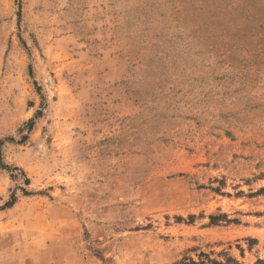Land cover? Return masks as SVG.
Segmentation results:
<instances>
[{
    "label": "rangeland",
    "instance_id": "374dc122",
    "mask_svg": "<svg viewBox=\"0 0 264 264\" xmlns=\"http://www.w3.org/2000/svg\"><path fill=\"white\" fill-rule=\"evenodd\" d=\"M229 259L264 264V0H0V264Z\"/></svg>",
    "mask_w": 264,
    "mask_h": 264
},
{
    "label": "trees",
    "instance_id": "16d2710c",
    "mask_svg": "<svg viewBox=\"0 0 264 264\" xmlns=\"http://www.w3.org/2000/svg\"><path fill=\"white\" fill-rule=\"evenodd\" d=\"M27 182H29V180H27ZM25 195H29L27 192H26V194ZM15 202H16V198L15 197H13L12 198V201H11V203H9L8 205H7V207L9 208V207H11V206H13L14 204H15ZM229 262H226L225 264H237V262H234L233 260H228ZM232 261V262H231ZM190 264H220V263H218V262H190ZM222 264V263H221Z\"/></svg>",
    "mask_w": 264,
    "mask_h": 264
}]
</instances>
